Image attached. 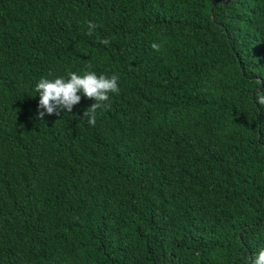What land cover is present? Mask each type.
<instances>
[{
    "label": "trees",
    "instance_id": "1",
    "mask_svg": "<svg viewBox=\"0 0 264 264\" xmlns=\"http://www.w3.org/2000/svg\"><path fill=\"white\" fill-rule=\"evenodd\" d=\"M0 264H264V0H0Z\"/></svg>",
    "mask_w": 264,
    "mask_h": 264
}]
</instances>
